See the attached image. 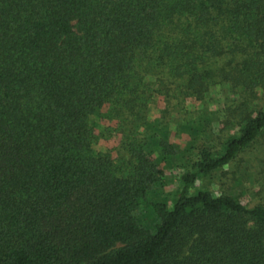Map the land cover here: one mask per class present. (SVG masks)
Instances as JSON below:
<instances>
[{
    "label": "trees",
    "instance_id": "16d2710c",
    "mask_svg": "<svg viewBox=\"0 0 264 264\" xmlns=\"http://www.w3.org/2000/svg\"><path fill=\"white\" fill-rule=\"evenodd\" d=\"M260 141L264 0H0V264H264Z\"/></svg>",
    "mask_w": 264,
    "mask_h": 264
},
{
    "label": "rangeland",
    "instance_id": "374dc122",
    "mask_svg": "<svg viewBox=\"0 0 264 264\" xmlns=\"http://www.w3.org/2000/svg\"><path fill=\"white\" fill-rule=\"evenodd\" d=\"M228 91L223 88H215L211 90L210 96L207 98L206 103L204 107H208L211 111L214 113H217L216 119L223 118V114H221V106L222 102L224 101ZM232 95L230 96V98ZM199 109L200 105L196 104L195 106H191V109ZM194 111V110H192ZM220 112V113H219ZM152 115H157V111L155 110L154 107H152L151 110ZM170 122V128L171 130H174L175 123L178 119L177 115H174L171 118ZM215 122L213 123V130L215 133H217L218 126H215ZM175 142L180 143L181 146L184 145V143L187 140L186 136H182L181 138H174ZM102 147V148H101ZM98 151H103L104 148L103 146H98L97 147ZM252 152V154H250ZM245 156V160L249 161L251 160L252 163V168L248 169V172L250 173V176L247 178V183L245 184V189L248 192L247 196L243 197L241 200L243 203H247L248 206H253L258 203L264 205V141H260L259 144L255 145L253 151ZM245 163V162H244ZM243 166H245L243 164ZM241 166V168H243ZM240 171V170H239ZM239 171L236 170L235 167H231V169L226 170V177H221L222 174H218L217 181H214L215 184L212 186L213 191L215 192V187L217 191L220 192H226V189L224 187H229L228 191L230 190L231 186L234 187L233 185V179L234 177H238L240 175ZM235 184V183H234ZM243 184L240 185L239 190L241 191L243 189ZM222 186V187H221Z\"/></svg>",
    "mask_w": 264,
    "mask_h": 264
}]
</instances>
